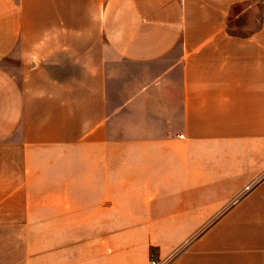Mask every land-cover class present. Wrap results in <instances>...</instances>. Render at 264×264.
Segmentation results:
<instances>
[{
	"label": "crops",
	"instance_id": "obj_1",
	"mask_svg": "<svg viewBox=\"0 0 264 264\" xmlns=\"http://www.w3.org/2000/svg\"><path fill=\"white\" fill-rule=\"evenodd\" d=\"M264 264V0H0V264Z\"/></svg>",
	"mask_w": 264,
	"mask_h": 264
},
{
	"label": "built area",
	"instance_id": "obj_2",
	"mask_svg": "<svg viewBox=\"0 0 264 264\" xmlns=\"http://www.w3.org/2000/svg\"><path fill=\"white\" fill-rule=\"evenodd\" d=\"M170 259H171L170 256L167 257L152 256L149 260V264H169Z\"/></svg>",
	"mask_w": 264,
	"mask_h": 264
}]
</instances>
